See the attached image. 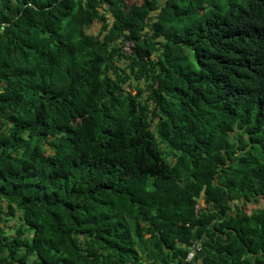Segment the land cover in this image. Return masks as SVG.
Listing matches in <instances>:
<instances>
[{
    "label": "trees",
    "instance_id": "obj_1",
    "mask_svg": "<svg viewBox=\"0 0 264 264\" xmlns=\"http://www.w3.org/2000/svg\"><path fill=\"white\" fill-rule=\"evenodd\" d=\"M0 264H264V0H0Z\"/></svg>",
    "mask_w": 264,
    "mask_h": 264
},
{
    "label": "built area",
    "instance_id": "obj_2",
    "mask_svg": "<svg viewBox=\"0 0 264 264\" xmlns=\"http://www.w3.org/2000/svg\"><path fill=\"white\" fill-rule=\"evenodd\" d=\"M202 248V243L201 241H195L192 243V245L190 246V251L188 252L187 255V260H192L195 255L201 250Z\"/></svg>",
    "mask_w": 264,
    "mask_h": 264
},
{
    "label": "rangeland",
    "instance_id": "obj_3",
    "mask_svg": "<svg viewBox=\"0 0 264 264\" xmlns=\"http://www.w3.org/2000/svg\"><path fill=\"white\" fill-rule=\"evenodd\" d=\"M137 1L142 2L143 0H137ZM98 29H99V24L98 25L95 24L93 30L96 31V32H98ZM125 49H128V48L126 47ZM255 206L256 205L249 204L248 206H246V209L249 210V211H252L253 209L255 210V208L257 207V206L255 207Z\"/></svg>",
    "mask_w": 264,
    "mask_h": 264
}]
</instances>
